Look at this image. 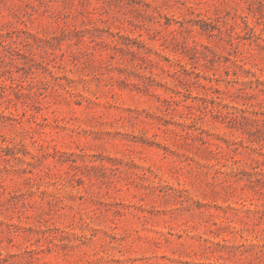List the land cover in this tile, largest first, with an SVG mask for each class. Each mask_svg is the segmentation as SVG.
I'll use <instances>...</instances> for the list:
<instances>
[{
  "label": "rangeland",
  "instance_id": "rangeland-1",
  "mask_svg": "<svg viewBox=\"0 0 264 264\" xmlns=\"http://www.w3.org/2000/svg\"><path fill=\"white\" fill-rule=\"evenodd\" d=\"M0 264H264V0H0Z\"/></svg>",
  "mask_w": 264,
  "mask_h": 264
}]
</instances>
